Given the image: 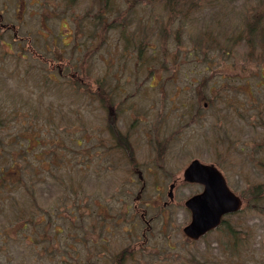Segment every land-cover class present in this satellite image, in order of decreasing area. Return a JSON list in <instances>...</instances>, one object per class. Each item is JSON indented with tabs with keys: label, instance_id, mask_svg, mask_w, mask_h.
<instances>
[{
	"label": "rangeland",
	"instance_id": "obj_1",
	"mask_svg": "<svg viewBox=\"0 0 264 264\" xmlns=\"http://www.w3.org/2000/svg\"><path fill=\"white\" fill-rule=\"evenodd\" d=\"M23 1L0 0L2 22L18 27L16 39L0 28V137L11 144L27 131L9 147H27L20 157L23 184H40L41 205H52V212L59 202L60 246L40 258V245L25 243L29 231H20V219L8 210L10 203L22 206L24 193L1 187L0 264H121V251L142 243L124 264H264V46H257L263 54L257 50L247 59L248 46L236 35L245 18L240 8H261L264 0H188L200 8L191 10L180 30V19L167 22L164 8L157 7L163 1L156 0L154 35L135 40L142 42L140 60L126 50L116 28H106L103 37L99 29L91 35L81 19L93 0H74L65 8L60 0ZM150 14L140 10L138 21ZM87 76L108 81L115 118L106 119L98 100L71 92L83 90ZM108 122L125 139V151L102 153L101 144L110 139L103 131ZM31 129H39V143ZM6 146L0 144L3 151ZM120 153L142 175L147 168L157 173V180L144 179L138 201L143 183L130 177ZM193 159L215 165L243 205L219 229L189 242L182 234L190 221L183 204L200 188L180 183L170 202L166 193ZM143 214L151 226L144 240ZM7 234L17 240L5 242Z\"/></svg>",
	"mask_w": 264,
	"mask_h": 264
},
{
	"label": "flooded vegetation",
	"instance_id": "obj_2",
	"mask_svg": "<svg viewBox=\"0 0 264 264\" xmlns=\"http://www.w3.org/2000/svg\"><path fill=\"white\" fill-rule=\"evenodd\" d=\"M94 1H92L93 3ZM16 3H19L20 6H23L24 1L23 0H17ZM94 4V3H93ZM93 4H87L89 6H93ZM180 4V8L178 9L177 12H179L180 14H182V19L184 16H188L191 12L190 8L192 7L193 4L196 5V7L200 8V5H197L196 3H193L192 1L188 2V0H182L181 2H179ZM192 4V5H190ZM261 8L256 7L255 4H250V5H245L242 6L240 8L241 12L244 13L245 18L243 19L242 23L240 26H238V29L234 30L236 31V35H238V37H240L241 39H245L247 41H252V38H259V39H264V2L261 1L260 2ZM135 6H137V9L134 11L135 16H134V22L135 26L133 28V30L131 31L130 28L127 29L126 34L130 36V33L132 34L131 37L135 38V39H141L144 38V35H147L148 32L150 33L152 30V26H151V22H153L156 18H157V13H156V4L155 2H137V4L135 3ZM126 8V9H125ZM125 8L120 9L119 11H127V14H129V9L130 5L126 4ZM151 12V14L149 15L148 18H146L143 22H140L141 20L138 21V16L139 15V11H144L145 9H147ZM254 8H258L259 10H253ZM177 16L173 17L176 18ZM3 11H0V28L3 31H10L13 33V37L16 39L17 38V29L18 27L14 24H8V23H3ZM110 18V16H109ZM127 18V17H126ZM21 24L23 25L24 22L22 21V19L20 20ZM19 21V22H20ZM109 21V19H108ZM108 21L105 22L106 26H108ZM146 29V31L144 32V30ZM134 31V33H132ZM104 33L102 34L103 37ZM237 37V38H238ZM21 39V38H20ZM252 43V42H251ZM150 48V47H149ZM152 50V55L153 57L151 58L152 60H155V52H154V47L150 48ZM149 50V49H148ZM194 51L198 52V55H203L204 51H199L197 49H193ZM7 51V50H6ZM49 51V50H48ZM154 52V53H153ZM251 53H253V48H251ZM228 53V52H226ZM187 56L192 55V52H186ZM195 56V55H194ZM21 57H23V53H21ZM140 57H138V60H140ZM141 64V63H140ZM150 67V65H149ZM78 82L80 81V79H77ZM88 80V79H87ZM83 83V82H81ZM86 84L90 87L89 92L90 94L85 96V99L93 102V101H99L100 104H102V100H100V98L96 97L94 94H97L99 92H105V93H109L108 88H109V83L108 81H106V79H99V80H93L91 81L88 80L86 81ZM102 89V90H101ZM101 90V91H100ZM110 98V97H109ZM109 98H106L107 100L104 102L103 101V110H105L106 113V119L110 120L111 116L112 117H116V115L118 114V112L116 111L115 106L111 105L112 103L108 102ZM114 107V109H113ZM114 115V116H113ZM114 127V125H113ZM103 131L108 135L111 136V131L112 129L110 128L109 122L108 124L106 123V127L103 129ZM116 132H119V130L117 129ZM20 134L16 135L18 136L17 140H20L21 136H19ZM20 137V138H19ZM23 137V136H22ZM4 138L0 137V144H2L3 142L6 143V148L4 149V151H8V158H6L3 155V150L0 147V157L4 160L9 162L10 164L8 165V167L0 161V181L1 182H8V185H4L0 182V188L2 187V191H6L8 192V190H20L21 193H24L22 196V199L24 200V202L22 203V206L19 204V206L17 207H13V204L10 203L11 207H8V210L13 211V214L16 218H19V224L22 225L21 226V230L20 231H25L28 230L29 231V235L30 236H26L25 234H23L24 237V241L25 243H31L34 244L33 245V249L34 246H36L35 243H37V245H40V248L37 251V254L39 255L40 258H44V256H48L49 253L51 252V250H53V252L55 253L56 251H59V246H60V239L58 238L61 234L60 232V209H59V202H54V204L56 205L57 208H54L53 211L51 212V208L52 205H44L42 206V196H44V192H39L40 187L38 184L37 187L35 186L36 183L33 182V180H31L30 183L28 184H23V186H13L11 185L12 182V178L18 175V179H21L23 181L24 177H25V170L21 171V167L23 166V164L25 163L23 161V159H21L20 157L22 155H24L27 152V147L24 148H16L13 150V146L9 147L11 144L13 145L14 140H12V143L10 144V140H3ZM14 139V137H13ZM78 144V141L76 142ZM16 145V143H14ZM19 144V143H18ZM129 147V146H128ZM101 148H102V153L105 155V153H107L109 150L114 149V148H119L121 149L120 152L125 151L126 149L122 148L120 145L113 143V140L110 139L107 140V142H103L101 144ZM109 148V149H108ZM21 153V154H19ZM13 161L16 163V169L12 168V171L9 172V167L13 166ZM19 163L20 166L17 164ZM50 164H52L50 161L48 162ZM3 167H7V168H3ZM129 168H130V173L131 176L134 179L137 178V181H142V187L141 190L139 191V193L137 194V196L135 197V200H139L140 199V195H141V191L145 188L144 184H145V180L148 179V176H152L155 177L157 180V173L154 170H150L149 168L146 169V175L144 176V174L142 175V169H140L139 167H135L133 164L129 163ZM33 174H34V170H33ZM9 179V180H8ZM37 182H40V179L36 180ZM131 181V179H130ZM24 183V181H23ZM185 183V184H189V185H197L200 188V191L202 190V185L200 184H196V183H186L184 181H180L179 179H173V181L169 184V186L171 185V191L170 189H168L166 196L169 200V202L171 200H173V196L175 194V191L177 190V187L179 184ZM22 184V183H21ZM168 186V187H169ZM156 190L158 193H162V188H157ZM199 191V192H200ZM1 192V191H0ZM198 193V192H196ZM170 194V195H169ZM195 194V193H194ZM193 195V194H192ZM50 194L46 197L49 198ZM168 196H171V198H169ZM2 197H0L1 199ZM170 204V203H169ZM163 205H168L166 202L163 203ZM77 208V207H76ZM49 210V212L47 211ZM36 213V215H34ZM12 219V218H11ZM141 219L142 221L145 222V231L142 232L141 236L144 240L145 237V233L146 232H150L151 230V226L149 225V221L144 220V214L141 215ZM10 227H12V222L9 225ZM59 226V227H58ZM52 231V234L49 235V231ZM5 237V235H4ZM6 240L5 242L10 241L11 243H14L17 239H16V235L14 234H7L6 236ZM9 238V239H8ZM139 238V237H138ZM141 239V238H139ZM27 240V241H26ZM144 246V244H140V245H133V246H128L125 247L122 251H121V255L119 256V260L121 263L125 262L124 258H129V257H133L134 255V250H138L140 248H142ZM37 247V246H36ZM128 260V259H126Z\"/></svg>",
	"mask_w": 264,
	"mask_h": 264
},
{
	"label": "water",
	"instance_id": "obj_3",
	"mask_svg": "<svg viewBox=\"0 0 264 264\" xmlns=\"http://www.w3.org/2000/svg\"><path fill=\"white\" fill-rule=\"evenodd\" d=\"M183 178L204 186L201 193L184 202L191 214L190 222L183 228L189 239L197 240L216 228L222 216L239 210L241 200L228 189L224 178L213 166L193 160L184 170Z\"/></svg>",
	"mask_w": 264,
	"mask_h": 264
},
{
	"label": "trees",
	"instance_id": "obj_4",
	"mask_svg": "<svg viewBox=\"0 0 264 264\" xmlns=\"http://www.w3.org/2000/svg\"><path fill=\"white\" fill-rule=\"evenodd\" d=\"M70 1L71 0H60L59 1L60 3L58 4V6H61L62 8L68 7ZM93 1H94L93 2L94 3L93 4L94 7L93 6L86 5L87 8L83 12L82 19H81V21H85L89 25V27H90L89 31H91V35L92 36L93 35L95 36V34L97 32V29L100 30V36H101L105 32V29L106 28H114L113 25H111V23L109 22V21L113 20L114 18L115 19L118 18V19H120L121 21L124 22V20L126 19L127 15L128 16L133 15V17H134V12L133 13H130L129 12V14H127V11L128 10L127 11H118V12L117 11H114L115 10L114 5H112V4H107L106 5V1L107 0H93ZM130 1H132V2H145V3H148L150 1H152V2H155V4L157 3L156 0H130ZM162 1H163L164 4H162V6H157V7H159L161 10H162V8H164V11H165V19H166L167 22H170L173 19V17L177 16L175 18V20L178 18L181 21V23L177 26V28H178L177 30H180L181 27H183L185 25L184 22H183V19H182V14H180L179 12H177L178 9H181L179 7L180 6L179 2H181L182 0H162ZM190 5H192V4H190ZM195 6L196 5L193 4L192 7L190 8V10L193 9ZM120 8L122 9V8H125V7L124 6H121ZM109 16H110V18H109ZM108 19H109V21H108ZM107 21H108V26H106V24H105V22H107ZM116 28L118 29L117 31H119L118 33H120V35H122L125 31L127 32L126 27L123 30H120V26L119 25H116ZM132 33H134V31ZM127 36L132 40L134 53H136V58L138 59V57H139L138 54L142 51V46H141L142 42H140L139 44H136L135 45V40H137V39L131 37L132 36L131 33H130V36L129 35H127ZM145 36L146 35H144V38H146ZM85 37L86 36H84L83 38H85ZM202 56H205V53ZM86 78L88 80H90V78L88 76ZM76 80H72L71 79L69 81L74 84V83H76ZM48 81H50V82H53L54 81L55 82V79H54V77L49 76L48 77ZM80 86L83 87L82 88L83 90H81V94L80 95L87 96V95L90 94V92H89L90 87L86 84V82L81 83ZM94 95L96 97L100 98V100H102V104H103V101L105 102L107 100L106 98H109L111 94H110V92L109 93L99 92V93L94 94ZM102 104H101V106H103ZM110 128L112 129V131H111L112 133H111V136H110L112 140L114 138H116V140H118V141H122V140L125 141V139L120 134L116 133L115 127H113V126L110 125ZM38 130H36V129H31L30 130V131H37V132H34L35 133L34 134V140H36L35 141L36 143H39V141H37V139H36V137H38V134H39L38 133ZM23 132L24 133H21L19 136H21V137L22 136H29L28 133H27V131L25 132V130H24ZM17 135H18V133H17ZM17 137L18 136H15L14 139H13L14 140V143H16V144L20 143L19 140L15 139ZM74 142H76V141H74ZM28 143H29V141H28ZM55 145L58 146V147L59 146L62 147L63 144L61 143V144H55ZM64 150H66L65 147L63 148L62 151H64ZM17 164L20 166L19 163H17ZM12 168L13 169H16L17 168L16 167V163L14 161H13ZM23 170H25V169L23 167H21V171H23ZM17 177H18V175L16 177L14 176L11 179L12 180L11 185H13V186H20L21 185V186H23V181L21 179L16 180V179H18ZM1 183L4 184V185L5 184L8 185L9 181L6 182V183H4V182H1ZM261 185H262V188H263L264 187V183L261 184ZM222 223L224 224L225 223V220H223ZM67 254H68V252H67Z\"/></svg>",
	"mask_w": 264,
	"mask_h": 264
},
{
	"label": "bare ground",
	"instance_id": "obj_5",
	"mask_svg": "<svg viewBox=\"0 0 264 264\" xmlns=\"http://www.w3.org/2000/svg\"><path fill=\"white\" fill-rule=\"evenodd\" d=\"M116 1H121V0H107L106 1V5L107 4H112V5H114V7H115V10L114 11H119L121 8V6H124L125 7V5L126 4H128V5H130V8H128L129 9V11H130V13H133L136 9H137V6H135V3L137 4V2H132V1H130V0H122L123 1V3H121V4H118V3H116ZM78 2H80V1H78ZM72 4H74V0H71L70 2H69V6L70 5H72ZM194 9V8H193ZM193 9H191V10H193ZM219 9H216V11L212 14L215 18H217L218 17V13H217V11H218ZM194 13H197V11H194ZM224 14V13H223ZM189 17V15L188 16H184L183 17V22H184V24L186 25V24H188L189 23V20H190V18H188ZM220 17V16H219ZM156 20L157 19H155L153 22H151V26H152V30H151V32L149 33L148 32V34L150 35V36H152V35H154V32H155V27H156ZM110 23H111V25H113V27L114 28H116V25H119L120 26V30H123L125 27H126V29H128V28H130L131 26H132V24H133V22H134V17H133V15H130V16H128L127 15V18L124 20V22L123 21H121L120 19H113V20H111V21H109ZM212 27V26H211ZM216 27V26H215ZM117 29V28H116ZM118 30V29H117ZM212 30H214V28L212 27ZM119 32V31H118ZM120 34V33H119ZM124 35V36H123ZM121 36H123V38H124V41H125V48H126V50H130V51H132L133 50V52H134V49H133V44L131 43V39L127 36V34H126V31L121 35ZM252 41H250L249 43H250V45L251 46H254V45H256L257 43H259V42H262V41H264V39L262 40V39H259V38H252L251 39ZM252 42V43H251ZM143 49H142V51L138 54L139 56H141L142 54H143ZM113 143H115V144H118V145H120L122 148H124V149H127L128 148V145L126 144V142L124 141V140H122V141H118V140H116V138H114L113 139ZM109 149V148H108ZM121 154L122 153H120V154H118V161L119 162H121V163H125L126 165L127 164H129V163H132L133 162V159H130V160H125L124 159V155H122L121 156ZM126 155V154H125Z\"/></svg>",
	"mask_w": 264,
	"mask_h": 264
}]
</instances>
